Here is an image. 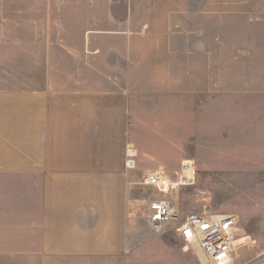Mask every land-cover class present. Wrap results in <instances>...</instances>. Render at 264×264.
<instances>
[{"label":"crops","instance_id":"1","mask_svg":"<svg viewBox=\"0 0 264 264\" xmlns=\"http://www.w3.org/2000/svg\"><path fill=\"white\" fill-rule=\"evenodd\" d=\"M252 16L264 0H0V264H196L128 214L184 160L264 190V53L243 54L264 42L220 39Z\"/></svg>","mask_w":264,"mask_h":264},{"label":"rangeland","instance_id":"2","mask_svg":"<svg viewBox=\"0 0 264 264\" xmlns=\"http://www.w3.org/2000/svg\"><path fill=\"white\" fill-rule=\"evenodd\" d=\"M227 19H229V22L233 19L234 27L231 26L228 30L221 32L220 39L246 43L264 42V21L262 24H258L254 22V16L250 18L244 17L243 19L228 17ZM250 19L252 21H249ZM246 50L262 54L264 53V44L260 47L251 46L245 48L243 54H245ZM223 162L226 163L225 160ZM223 162L220 161L217 164L218 168L224 167ZM210 163L209 161H205L197 164L196 185L185 191H181L179 203L181 217L184 218L191 213H202L206 209L221 215H235L239 221L238 227L241 230V237L247 236L253 241L247 248L240 250V258L235 264H264V190L249 191L250 187H257V185H249L243 181L242 176L229 177L214 174L209 167ZM234 179L235 182H231ZM256 180V184H264V176L258 177ZM139 182L137 183L138 185ZM144 193L146 194V192ZM144 199H140L136 203L138 207H134L130 211L128 218H133L140 223V229H144L147 236H149L147 238L156 239L159 235L171 238V234L174 233L171 228L163 233H155L149 226L147 227ZM261 226H263L262 230ZM155 251V256L162 264L179 263L176 255L165 253L159 249ZM189 252H191L190 257L193 258V262L201 264L196 257V253L194 251Z\"/></svg>","mask_w":264,"mask_h":264},{"label":"built area","instance_id":"3","mask_svg":"<svg viewBox=\"0 0 264 264\" xmlns=\"http://www.w3.org/2000/svg\"><path fill=\"white\" fill-rule=\"evenodd\" d=\"M136 158L135 150L128 146L125 161L128 170L137 168ZM197 173L196 163L184 160L174 176L160 166L142 177L139 182L142 191H151L144 199L149 227L155 233L171 228L182 239L184 250L194 251L201 264H235L240 250L253 243L250 237H241L235 215H221L206 209L181 217V191L196 185Z\"/></svg>","mask_w":264,"mask_h":264},{"label":"bare ground","instance_id":"4","mask_svg":"<svg viewBox=\"0 0 264 264\" xmlns=\"http://www.w3.org/2000/svg\"><path fill=\"white\" fill-rule=\"evenodd\" d=\"M240 232H241V230H240Z\"/></svg>","mask_w":264,"mask_h":264}]
</instances>
